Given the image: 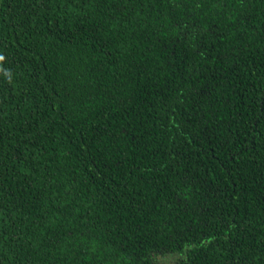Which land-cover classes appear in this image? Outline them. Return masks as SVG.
Masks as SVG:
<instances>
[{
  "label": "trees",
  "instance_id": "obj_1",
  "mask_svg": "<svg viewBox=\"0 0 264 264\" xmlns=\"http://www.w3.org/2000/svg\"><path fill=\"white\" fill-rule=\"evenodd\" d=\"M0 264H264V0H0Z\"/></svg>",
  "mask_w": 264,
  "mask_h": 264
}]
</instances>
